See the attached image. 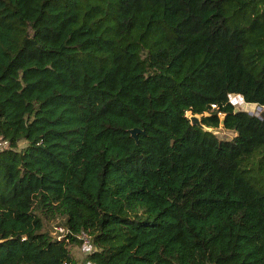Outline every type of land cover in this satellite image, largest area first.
Wrapping results in <instances>:
<instances>
[{
    "label": "trees",
    "instance_id": "1",
    "mask_svg": "<svg viewBox=\"0 0 264 264\" xmlns=\"http://www.w3.org/2000/svg\"><path fill=\"white\" fill-rule=\"evenodd\" d=\"M230 95L264 107V0H0V264H78L80 232L86 264H264V119Z\"/></svg>",
    "mask_w": 264,
    "mask_h": 264
},
{
    "label": "rangeland",
    "instance_id": "2",
    "mask_svg": "<svg viewBox=\"0 0 264 264\" xmlns=\"http://www.w3.org/2000/svg\"><path fill=\"white\" fill-rule=\"evenodd\" d=\"M229 100L232 103V105L236 104L239 108L240 112L246 113L250 116L258 117L260 112L264 111V107H261L259 110L256 108V105L254 104H246L242 101V99L239 96L236 95H230ZM186 115H189V112L186 113ZM211 132L219 139H227V140H233L237 138V134L235 131L224 129L221 125H219L217 128H210ZM5 145V144H4ZM24 142H19L18 147H23ZM44 229L51 233L53 232V227L56 225H61L62 218L55 216L53 219H44ZM91 249V246L84 247L80 243L73 244L71 246V252L73 253L74 257L76 258V261L78 264H86L85 262V255L86 253Z\"/></svg>",
    "mask_w": 264,
    "mask_h": 264
},
{
    "label": "water",
    "instance_id": "3",
    "mask_svg": "<svg viewBox=\"0 0 264 264\" xmlns=\"http://www.w3.org/2000/svg\"><path fill=\"white\" fill-rule=\"evenodd\" d=\"M256 108L259 110L261 107L260 106H256ZM238 111H239V108L237 107L236 104H234L232 112L235 113V112H238ZM204 115H207V113H205ZM185 116L188 118V120H189L191 125H196L197 127L201 128V129H203L205 131L211 132L210 128H206L200 123V121H199L200 115L190 114L189 113L188 116L187 115H185ZM258 118L264 119V111L260 112ZM219 125H222V117H220V119H219ZM127 133L134 141H136L137 134L143 133V131L138 129V128H130V129L127 130Z\"/></svg>",
    "mask_w": 264,
    "mask_h": 264
},
{
    "label": "built area",
    "instance_id": "4",
    "mask_svg": "<svg viewBox=\"0 0 264 264\" xmlns=\"http://www.w3.org/2000/svg\"><path fill=\"white\" fill-rule=\"evenodd\" d=\"M211 107H214V105H211ZM4 144H5V142L0 139V149L4 146ZM67 232L68 231L66 230L65 227H63L61 225H56L53 227L52 235L54 238L60 239L62 237H65ZM78 239L80 240L82 246H84V247L90 246L91 238L87 233L80 232V234L78 235Z\"/></svg>",
    "mask_w": 264,
    "mask_h": 264
}]
</instances>
